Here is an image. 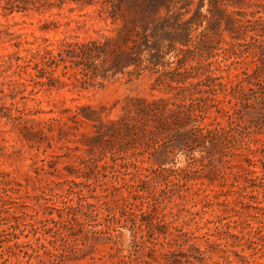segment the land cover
I'll return each instance as SVG.
<instances>
[{
  "label": "rangeland",
  "instance_id": "obj_1",
  "mask_svg": "<svg viewBox=\"0 0 264 264\" xmlns=\"http://www.w3.org/2000/svg\"><path fill=\"white\" fill-rule=\"evenodd\" d=\"M66 1L11 12L24 1L0 0V264H264L262 105L234 114L240 92L264 84V37H255L264 34V9L244 0L232 8L243 26L229 32L224 22L191 20L197 10L207 14L208 0L203 7L195 0L190 12L162 3L167 45L184 31L206 41L202 55L169 51L167 69L185 60L194 75L213 62V76H222L216 95L204 84L187 93L207 108L198 123L216 128L192 151L172 149L171 129L110 127L135 97L169 98L162 84L152 90L164 70L129 66L85 81L64 65L40 71L34 60L28 72L36 80L23 72L26 87L16 83L18 63L63 40H109V67L141 43L148 0H118L116 11Z\"/></svg>",
  "mask_w": 264,
  "mask_h": 264
},
{
  "label": "trees",
  "instance_id": "obj_2",
  "mask_svg": "<svg viewBox=\"0 0 264 264\" xmlns=\"http://www.w3.org/2000/svg\"><path fill=\"white\" fill-rule=\"evenodd\" d=\"M24 5H11L10 11H28L31 9L41 10L42 8H62L67 2L66 0H23ZM80 4L92 5L94 3H111L112 10L116 11L120 8L118 0H74ZM120 1V0H119ZM174 1V0H173ZM172 1V2H173ZM201 7L206 5V0H200ZM165 0H148V4L144 8V14L146 17V22L144 23V29L140 36L141 43L136 44L130 49L123 52L120 55H115L114 65L112 67L108 66V63L113 57V53L110 52L108 47L109 40L100 41L99 39H88L86 41H61L57 49L44 48L43 51L37 50L32 54V58L24 60V63H18V71L15 76L19 79L16 83L26 87L27 79L23 77V72L27 73L28 68L31 67V63L34 60H39L35 64V67L40 71L53 73L61 65H64L65 69H75V75H81V79L85 81H91L95 78H107L112 73L113 76L119 73H124L125 70L129 69V66H136L139 70H148L150 73H156L160 70H164V77H158L156 83L153 84L152 90L159 88V85H164L165 89L169 94V98H154L152 100L146 97H135L131 99L129 105L125 108V116L117 121L110 122V127L113 130L121 128V124L126 127L137 128L144 127L147 131L158 132L162 130L171 129L173 139L172 149L174 146H178L180 150L190 149L195 151L196 147L205 144L206 139L212 136L215 129H208L207 127H202L198 122L203 121L206 118L207 108L203 105H196L193 103L194 99L188 95L191 92V87L198 85H206L211 87V92L215 94L217 79L221 77H214V71L211 69L213 62L208 63L205 69L201 72H197L193 75L189 68L186 67L187 62L185 60H180L178 66L174 69H167L169 63L164 61L167 53L169 51L178 50L184 55L191 53H199L202 55V47L205 46L203 39H193L191 31H184L181 34L182 41H178L177 37L171 39L170 43L167 45L164 31V25L160 20L159 12L161 10L162 3ZM195 0H175V6H179L178 9H187L190 12ZM208 10L207 14H203L200 10H197L196 14L191 17V20L196 21V16H199L200 24L202 21L207 20V22L213 21L214 23H225L224 30L229 32H234L238 27L243 26L241 19L234 18L232 15L236 13V10L232 8H237L244 4V0H208ZM255 6L264 9V0H256L253 3ZM169 5L168 7L172 6ZM225 7V8H223ZM172 7H170L171 9ZM169 9V11H170ZM181 12V10H179ZM231 13V14H229ZM224 14V15H223ZM183 15V14H182ZM237 19V21H236ZM259 22L264 25V18L260 17ZM56 27H59L58 22H54ZM69 25V23H68ZM263 29V28H262ZM204 38H208L211 43L209 45L214 48L215 37L210 34L211 29L205 26L203 30ZM217 34V33H216ZM257 39L264 37L263 33H257L255 36ZM193 41V45H191ZM144 48H141L143 47ZM181 46V47H178ZM137 47V48H136ZM142 49L147 53V57L143 58L138 56L136 58L135 54H142ZM210 51H212L210 49ZM21 57L18 58L20 61ZM138 60H141L138 62ZM144 62V64H142ZM174 63V62H173ZM196 67L193 66V69ZM31 77L36 80L37 74L28 72ZM198 79V82H191V79ZM12 81V80H11ZM40 82V81H39ZM190 84V86L188 85ZM221 87L224 86L223 83H219ZM259 90L252 88L251 93H246L244 91L240 92L237 97V103L234 110V114H240L242 109H248L250 107L256 108L258 104H261V109L257 112L258 118L264 125V84H259ZM26 98V97H24ZM191 100V103H187ZM213 106L219 109L218 104L213 99ZM242 107V108H241ZM199 112V113H198ZM229 117H233V114L228 113ZM242 118V116L240 117ZM220 125L219 123L217 124ZM207 131V132H206ZM98 134L102 135V128H98ZM117 133V132H114ZM169 144V143H168ZM207 148V145H205ZM168 149V148H167ZM170 149L167 150L169 152ZM3 173L0 172V183Z\"/></svg>",
  "mask_w": 264,
  "mask_h": 264
}]
</instances>
